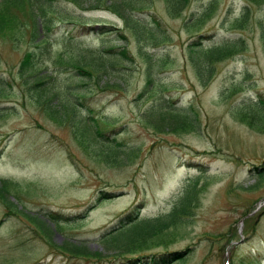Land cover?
<instances>
[{
    "label": "rangeland",
    "instance_id": "1",
    "mask_svg": "<svg viewBox=\"0 0 264 264\" xmlns=\"http://www.w3.org/2000/svg\"><path fill=\"white\" fill-rule=\"evenodd\" d=\"M0 3L5 6L4 0ZM54 3L53 12L85 17L79 22L77 18L60 21L52 12L51 52L43 56L38 69H54L61 56L70 59L89 48L113 45L116 50L126 46L131 55L128 59L143 63L139 44L112 9L84 10L69 0ZM165 3L146 0L144 8L149 9L140 15L152 17L155 12L167 27L171 40L154 51L174 59L167 81L178 86L172 94L175 106H195L198 130L159 131L148 125L141 113L150 98H139L144 79L138 70L130 76L127 90L111 87L94 95L99 112L110 124L128 125V134L118 132L116 136L141 146L132 163L106 164L94 154L98 145L92 140V144L82 142L67 122L57 121L38 105L22 84L17 65L25 51L36 47L30 44L33 21L29 6H13L10 12L15 18L0 32V179L12 181L11 196L32 213L89 212L83 224L64 225L75 239L94 237L135 203L146 205L144 215L168 212L186 182L197 180V206L167 238L169 249L191 247L187 258L177 264H264V119L253 125L235 113L237 105L264 100L260 39L264 0H191L178 15L170 14ZM200 15L205 20L194 25ZM242 16L245 26L237 27ZM96 22L121 28L126 38L83 25ZM200 34L205 36L199 38L204 44L221 37L246 42L241 52L219 62L205 83L187 60V47ZM45 39L43 34L41 40ZM146 49L153 50L151 44ZM99 188L116 189L117 193L96 203ZM14 210L0 200V264H108L107 259H76L53 249L23 212ZM57 238L61 240V234Z\"/></svg>",
    "mask_w": 264,
    "mask_h": 264
},
{
    "label": "trees",
    "instance_id": "2",
    "mask_svg": "<svg viewBox=\"0 0 264 264\" xmlns=\"http://www.w3.org/2000/svg\"><path fill=\"white\" fill-rule=\"evenodd\" d=\"M56 0H4L0 5V32L9 25L14 18L10 7L29 6L32 16L33 29L30 44L36 47L25 51L20 63L17 65L18 76L22 84L28 88L38 105L42 106L57 121L66 124L75 132L77 137H82V142L87 140L98 145L95 156L102 158L108 165L122 166L134 161L141 151V146L123 142L118 132L129 133L126 123L119 127L110 124V121L99 112L94 102L96 91L115 88L127 90L130 76L138 70L144 79V86L139 92V98L149 97L147 108L142 111L143 120L159 131L170 130H198V112L194 105L176 107V100L172 97L178 89L177 85L167 81L173 67L174 59H168L161 50L171 40L168 29L161 18L154 12L152 17L140 14L146 0H69L81 5L84 10L100 8L112 9L125 22L126 29L139 44V54L144 58L140 64L139 59L131 58L126 46H108L103 49H87L74 54L70 59L62 56L57 59L54 69L40 70L39 65L43 56L48 55L51 41L48 40L49 31L53 27L52 12ZM191 0H165V8L172 15H178L186 9ZM90 2V3H88ZM84 3H87L84 5ZM1 4V3H0ZM9 8V9H8ZM60 21L76 19L79 22L85 16L72 17L70 14L54 11ZM205 16H198L194 25L202 23ZM246 18L242 16L236 21L237 27L245 26ZM89 29L99 30L103 34L112 35L119 33L121 38H126L121 28H116L108 23L83 24ZM4 26V27H2ZM2 27V28H1ZM116 30V31H114ZM45 34L46 39L41 40ZM199 38L188 45L187 59L202 82L208 81L216 65L241 52L246 47L243 38L221 37L216 42L204 44ZM260 39L264 47V23H260ZM67 42V38L65 39ZM72 41L74 39H71ZM151 44L153 50L146 49ZM73 50V49H72ZM84 50V49H81ZM127 58V59H124ZM114 77L115 79H110ZM0 83V88L1 87ZM5 86V85H4ZM81 107L86 109L81 113ZM236 115L241 119L250 121L253 125L264 119V100L246 101L236 106ZM104 124V125H103ZM105 125H112L108 129ZM87 146V145H86ZM12 181L0 179V200L7 207L16 212L17 209L35 225L47 239L53 249H59L67 256L76 259L109 260L108 264H177L184 261L189 255L191 247L186 249L167 248V238L170 231L188 220L192 210L197 206L199 188L197 180H188L183 191L177 198L172 209L165 213L143 214L146 207L143 202L135 203L127 211L122 212L110 223H107L92 238L81 237L75 239L65 232L64 225H81L90 214L87 211L64 215L55 211H38L32 213L27 208L19 207L11 196ZM117 193L116 189L99 188L96 194V203L102 198L107 200ZM87 213V214H85ZM61 234V240L57 235ZM91 241H94L93 243ZM163 246L164 250H160ZM234 247V246H233ZM232 247V248H233ZM232 250H230L231 253ZM41 262V261H38Z\"/></svg>",
    "mask_w": 264,
    "mask_h": 264
}]
</instances>
